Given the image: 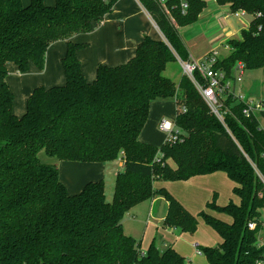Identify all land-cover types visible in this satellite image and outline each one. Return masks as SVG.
Masks as SVG:
<instances>
[{"label": "trees", "instance_id": "16d2710c", "mask_svg": "<svg viewBox=\"0 0 264 264\" xmlns=\"http://www.w3.org/2000/svg\"><path fill=\"white\" fill-rule=\"evenodd\" d=\"M117 2L56 0L48 6L45 0H31L25 6L22 0H0V264H187L172 246L161 251L153 242L144 252L124 231L125 216L156 197L168 203L164 227L194 235L200 217L219 235L218 246L201 249L207 264L264 262L259 244L264 128L259 118L244 117V106L227 95L222 122L191 79L182 75L176 83L165 76L177 56L189 60L181 30L199 23L207 0H166L165 6L139 0L164 41L146 36L134 58L115 67L99 65L96 79L89 82L77 56L85 45L71 38L91 32ZM215 2L252 17L240 38L228 39L230 53L216 68L227 79L233 78L238 63L246 71L264 68V0ZM182 3L188 5L186 13ZM61 40L68 41L62 59L66 83L36 88L25 114L18 117L8 64L23 74L31 62L43 70L49 47ZM169 99L177 102L175 124L182 139L160 148L141 141L151 104ZM41 155L57 162H45ZM118 159L125 166L116 176L111 203L103 181L89 183L77 195L61 182L59 162ZM215 173H224L235 184L237 199L225 206L211 202L197 216L157 185ZM250 223L257 228L251 230Z\"/></svg>", "mask_w": 264, "mask_h": 264}, {"label": "crops", "instance_id": "0c3cea01", "mask_svg": "<svg viewBox=\"0 0 264 264\" xmlns=\"http://www.w3.org/2000/svg\"><path fill=\"white\" fill-rule=\"evenodd\" d=\"M22 2L25 6H28L31 0H22ZM45 3L48 6H54L56 0H45ZM228 9L229 7L227 6H218L215 0H213L212 7L208 8L207 6L200 17L199 23L193 26L194 30L196 29L200 33L202 31L205 33L207 32L209 36L212 35L215 30H219V27L216 28L218 25L215 23L218 19H216L215 16L219 15L221 10L226 11ZM212 20H214V24L211 23ZM182 35L187 47L188 44L190 48L192 47L194 53L188 47L191 57L201 59L211 53L208 51L202 53L203 46H201V41H199L200 37L203 36L202 33L199 36L196 35L186 38L188 33L186 32V35L183 34L182 30ZM146 36L155 40L164 41V36L160 29L139 0H118L113 12L108 15L104 21L99 24L96 23L89 33L74 35L71 41L79 45H85L84 48L77 52V56L81 62L85 78L87 81L93 82L97 77L99 65L115 67L127 63L135 57L137 46ZM67 42L66 40L57 41L49 47L45 58V68L43 70H40L31 62L28 72L23 74L14 63L8 64L9 75L7 79L15 96L14 113L18 117L25 114L27 110V101L36 88L41 86L50 88L53 86H62L66 83L62 59L67 51ZM195 54L197 55L194 56ZM174 108L177 109L176 99L153 102L151 104L149 118L141 132V141L154 146L160 145L164 136L159 129V123L162 119H167L165 118L167 115H172V110ZM110 163L111 162L80 163L62 161L59 165L61 182L65 185L69 194H80L89 183L104 182L107 176H117L123 171L125 166L124 162L120 161L116 172ZM227 180H229V178L224 173H215L207 176L194 177L184 182L158 183L157 185L168 190L191 214L197 216V213L199 214L203 211H207V205L213 201V193L217 192L218 195L221 193L224 194L222 186ZM234 187L235 184L233 183L232 193L228 196L227 203H217L219 206L227 205L231 199L236 200L233 198ZM149 202L151 206L145 223L147 227L151 226L155 228L156 233L159 231L162 232L161 239L165 248L161 250L157 245L159 250L163 251L169 246H172L186 259L187 264H207L206 257L202 254H197L195 244L200 245L199 249L203 247H213L215 245L209 244V246H205L206 244H203L200 238L195 242L192 240L189 242L186 233H181L177 229L164 227L168 203L161 197H156ZM159 205L161 208L166 207L163 217L159 218L160 220L156 217ZM209 213L225 220L224 216L218 215L215 212L209 211ZM135 216V214L131 215V217ZM126 234L132 236L128 233ZM132 237L135 238L134 236ZM191 237V239H195L197 234ZM156 239L155 237L149 246L153 242L156 243ZM220 242L221 239L219 237L217 246ZM140 244L143 250L142 243ZM149 246L143 251L146 252Z\"/></svg>", "mask_w": 264, "mask_h": 264}, {"label": "rangeland", "instance_id": "374dc122", "mask_svg": "<svg viewBox=\"0 0 264 264\" xmlns=\"http://www.w3.org/2000/svg\"><path fill=\"white\" fill-rule=\"evenodd\" d=\"M212 1L213 0H208L207 2L208 8L212 7ZM231 14L232 13L228 12V10L226 11L221 10V13L215 16L216 19H218L217 22L215 23L218 25L216 26V28L219 27V30L217 31L215 30V32L210 36L207 32L206 33L204 31L201 32L203 36L200 37L199 41H201V46H203L202 53L205 51H208V52L216 51L219 53V58H222V59L226 58L229 55L230 50L226 47L225 45L226 42L228 41V39H231V38H237V39L240 38L242 31L249 27L250 22L252 20V17L250 15H245L243 17L238 18ZM213 22L214 20H212L211 23ZM185 29H182V30H183V34L186 35V32L188 33V35H186V38H190L196 35L199 36L201 34L196 29L194 30L193 27L191 29L189 28H185ZM188 47H189V44H188ZM190 49L192 51V47ZM196 55L197 54H195L194 56ZM182 75H183L182 67L178 61L168 64L167 69L165 71L166 77L172 79L176 83H179ZM233 90H235L237 94L239 93V91H242V94L245 98L255 99V100L264 102V68L259 69V70L246 71L243 82L233 86ZM176 117H177V109L174 108L172 110V115H167L165 118L175 121ZM258 118L260 120L261 126L264 128V116H259ZM162 134L164 136V139L162 138L160 145L157 146L159 148L165 143V140H167L166 135L163 132ZM41 157L43 158L45 162H48V163L57 162L55 159H51L44 155H41ZM120 161L122 160L118 159L110 163V165L113 166L114 171L116 172L119 167ZM60 163L61 162H59V165ZM115 176L116 175H114V177L107 176V179L104 181L106 198H107V201L110 203L113 202V199H114L115 181H116ZM222 188H223L224 194L221 193L220 195H218L217 192L213 193L212 202L227 203L228 198H229L228 196L232 193L233 183L230 180H227L226 183L224 182ZM233 198L237 199L234 194H233ZM150 206H151L150 202H145V203L138 205L131 212H129L123 220L124 231L134 236L139 243H142L143 250H146L149 244L152 242V240L156 237L157 238L156 243L159 246V248L162 250L165 248L162 243V239H161L162 232L159 231L158 233H156L155 228L151 226L147 227L145 223L148 213L150 211ZM165 208L166 207L161 208L160 205L158 206L157 212H156V217L158 218V220H160L159 218L163 217L165 210H166ZM132 214H135L136 216L131 217ZM199 214L197 213V215ZM221 216H224V215H221ZM224 219L228 221L231 220L230 217L228 216H224ZM262 221L264 223V209L262 210ZM196 234H197V237L195 239H191L192 235L186 233L188 237L187 238L188 241L191 242L192 240L195 242L196 240H199L198 238H200L201 239L200 241L203 244L204 243L206 244L205 246H209V244L217 246L219 242V235L210 226H208L205 223V221L200 217H199V226H198V229L195 235Z\"/></svg>", "mask_w": 264, "mask_h": 264}, {"label": "built area", "instance_id": "2783aa9c", "mask_svg": "<svg viewBox=\"0 0 264 264\" xmlns=\"http://www.w3.org/2000/svg\"><path fill=\"white\" fill-rule=\"evenodd\" d=\"M156 1L165 6L166 0ZM187 8L188 5L186 3H182L183 13H186ZM228 12H231L230 9H228ZM231 15H234L235 17H243L246 13L244 11H239L237 13H232ZM219 59V53L216 51L211 52L201 59H195L190 56L187 62L182 61L177 56V61L182 67L183 75L191 79L203 99L210 107L211 111L219 120L224 122L222 107L223 100L227 97V95H232L238 103L244 106L242 111L244 117L251 118L254 116H264L263 101L245 98L242 91H239L237 94V92L233 90V86L243 82L246 72L245 66L242 63L235 65L233 78L227 79L226 72L223 69L216 68V64ZM195 75H198L199 79H196ZM182 110L183 112H186L185 108H182ZM159 129L166 135V141L176 142L182 139L181 133L177 129L175 121L162 119L159 123ZM249 228L251 230H255L257 228V224L250 223ZM259 244L264 246V223L259 237ZM195 248L197 250V254L201 255L202 252L201 249H199L200 245L195 244ZM258 264H264V262H259Z\"/></svg>", "mask_w": 264, "mask_h": 264}]
</instances>
